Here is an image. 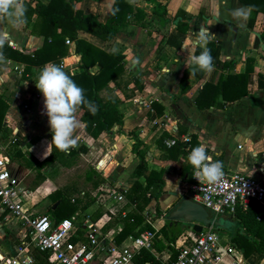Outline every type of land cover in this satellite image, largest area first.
I'll return each instance as SVG.
<instances>
[{"label":"crops","instance_id":"0c3cea01","mask_svg":"<svg viewBox=\"0 0 264 264\" xmlns=\"http://www.w3.org/2000/svg\"><path fill=\"white\" fill-rule=\"evenodd\" d=\"M40 1L46 3L49 0ZM71 1L74 10L92 14L100 23L111 22L115 29L105 40L79 30L76 38L102 52L118 56L120 72L107 79L99 95L113 96L118 100L116 107L121 123L112 124L92 137L83 130L81 122L78 146L70 150L73 156L66 157L64 165L54 162L37 166L36 161L41 162L50 152L51 133L48 118L42 114L43 96L34 83L41 69L32 66L29 72L23 73L22 63L6 58V63L0 64V156L6 158L8 171L17 188L29 200L22 206L26 214L30 217L48 216L47 212L37 213L34 206L38 199L49 198V209L54 210L58 200L52 208V197L48 194L59 189L67 192L69 202L78 206L69 216L63 214L64 218L82 226L85 233L88 231L85 225L89 222L97 224L99 232L108 231L113 236L119 226V222H111L113 216L117 213L123 216L133 208L124 192L134 181L142 182V176L134 172L138 157L131 147L136 138L138 150L144 151L147 170L161 171L162 192L157 198L161 213L151 218L149 213L153 209L149 204L148 213L143 211L141 214L151 230L153 222L156 232L170 221L165 218L169 210L182 198H189V186L195 182V170L187 160L192 148L205 145L208 155L214 161H221L228 173L261 177L260 169L264 167V88L258 87L257 82L259 76H264V13L257 12L250 22L249 15L243 21L234 15L235 10L248 7L254 0H118L116 5L120 11L115 15L108 10L113 5L112 0ZM26 2L33 6L32 0ZM258 2L261 4L259 0L255 3ZM123 12V19L118 21ZM34 14L35 11L30 22L35 19ZM201 26L215 34L207 45L211 55L217 48L214 70L189 75L191 56L199 55L202 49L197 47L193 52L190 48L188 51L182 48ZM40 27L41 22L34 28L31 23L28 26L5 23L0 25V30L10 32L11 39L7 44L11 48L31 55L43 41L41 31L45 32V29ZM64 44L66 53L56 61H47L41 68L49 63L60 65L61 62L70 75L81 70L82 61L74 38L65 36ZM95 60L86 66L87 73L97 74ZM134 60L138 62L133 63ZM13 65L20 67L22 72L13 71ZM242 73H245L244 79L235 83L231 79L225 81L226 76ZM219 81H224L225 86L231 85L232 90L226 93L229 98L237 94L240 97L222 102L220 93H217L216 103L221 104L220 107L197 106L195 99L203 84H212L214 88ZM209 95L205 94L201 99L202 106H206ZM161 135L166 136L163 139L165 148L156 144ZM169 139L174 144L167 146L164 141ZM75 162L81 167L82 176L77 182L60 183ZM186 166L191 171L189 180L186 173L184 178L187 180L181 177ZM75 183H79V187ZM96 192L102 193L100 202L95 199ZM107 193L119 194L125 199H109ZM260 204L264 205V200ZM97 208L103 212L91 221L89 218ZM79 215L84 217L81 223L77 222ZM58 216L53 213L50 218L56 220ZM170 222L179 231L171 243L180 235L197 233L192 228L198 224L195 221ZM237 225L231 215L217 216L213 227L222 245L230 244ZM85 233L81 237L86 241ZM77 240L85 242L79 237ZM26 242V227L0 207V258L15 255L18 246ZM166 243L170 242L159 235L153 241V253L163 258L170 250L173 258L174 251ZM230 246L236 251L238 260L227 256L224 264H264V254L250 252L243 255L241 250ZM23 255L32 259L31 264L35 255L49 264L45 254L30 244L23 250Z\"/></svg>","mask_w":264,"mask_h":264},{"label":"trees","instance_id":"16d2710c","mask_svg":"<svg viewBox=\"0 0 264 264\" xmlns=\"http://www.w3.org/2000/svg\"><path fill=\"white\" fill-rule=\"evenodd\" d=\"M33 6H30L26 0H22V3L26 7V22L23 23L28 26L30 23L34 27L41 22L43 36L42 44L39 48L33 50L32 54H26L20 52L14 48H11L7 43L2 49L5 58L12 59L23 64V73L29 72L30 67L36 66L42 69L44 63L49 60L56 61L58 57L63 56L66 53V47L64 44V37H73L75 40L76 51L80 52V59L82 61V68L78 73L70 75L72 79L84 90L85 98L93 102L97 107L95 115H92L86 108H83V114L80 116L81 122H83V130L92 137H96L102 130H107L112 124L120 125L121 115L117 110L118 100L113 96L102 97L99 95V91L102 87H105V83L108 78L115 77L120 72L119 58L113 56L112 52H102L101 50L92 47L90 44H86L82 40L76 38V31H82L90 35L96 36L101 40L108 39L113 35L115 29L111 22L100 23L96 17L92 14H83L78 10L73 9L71 0H49L46 3L40 0H32ZM152 1V0H147ZM245 1V0H243ZM252 0H249L251 2ZM258 0H254L249 6H251V12L248 16V21H252L255 18L257 12L262 11L264 13V0H259L261 4L255 3ZM118 0H115V4L112 7L118 8L116 5ZM35 11V19L31 20V16ZM120 11V10H119ZM123 15L117 16V20H122ZM120 18V19H119ZM38 21V22H37ZM40 27V28H41ZM59 29L57 32L56 30ZM32 31V29H30ZM217 48L212 53L213 62ZM113 57V58H112ZM94 59L98 63L97 74H89L86 71V66ZM225 81L231 79L234 83L244 79L245 73L231 74L226 76ZM224 81H219L213 88L212 84H203L199 97L195 99V104L200 108L204 107H220L221 104L216 103L217 93H220L222 102L230 101L240 97V94L235 97L229 98L226 93H229L231 85L225 86ZM230 86V87H229ZM257 86L264 88V76L258 77ZM212 92V93H209ZM201 94H210L207 98L206 106H202L200 101L203 98ZM201 96V97H200ZM205 96V98H206ZM165 135H161L156 139V144L160 148H165L163 139ZM49 140L51 141V133L49 134ZM178 145L175 144L174 148L177 149ZM132 152L138 157V162L134 167V172L142 176V182L134 181L124 192V197L132 205L133 208L128 210L123 216L119 213L115 214L112 218V223L119 222L117 230L114 232L112 239L119 243L120 240L126 235H138L144 230H151L150 225L143 222L142 212L148 209L149 204H152L151 218L160 215V210L157 206V198L161 194L162 180L160 178L161 171L147 170L144 160V151L138 150V139L136 138L132 147ZM73 156V152L66 154L57 150L54 145L50 143L49 154L36 165L39 167L50 163H60L64 165L66 157ZM184 173L188 180L191 171L187 166L182 170L181 177L184 180ZM52 197V201L58 200V203L54 210L59 208L60 202L66 199L69 203L67 212L63 213L69 216L78 206L75 203H71L68 200L67 195L62 190L56 189L48 194ZM264 200V196H263ZM103 210L99 208L95 209L90 216L91 221H95L102 214ZM63 214L56 217V221L64 218ZM232 218L239 224L236 227V231L230 239V244L241 250L242 254H248L250 252H256L264 254V205L258 201L251 199L244 208L237 206L231 214ZM75 226V234L73 240L79 239L85 241V238L81 237L83 227L79 224H73ZM179 231L172 226V222H166L155 235H161L170 243L178 235ZM27 239L29 236L27 234ZM86 242V241H85ZM247 248V249H246ZM34 262L32 264H47L37 255L34 256ZM136 264H160L148 251L141 249L138 252V256L135 259ZM51 264L50 262H48Z\"/></svg>","mask_w":264,"mask_h":264},{"label":"built area","instance_id":"2783aa9c","mask_svg":"<svg viewBox=\"0 0 264 264\" xmlns=\"http://www.w3.org/2000/svg\"><path fill=\"white\" fill-rule=\"evenodd\" d=\"M12 70L19 74L22 72L17 65H13ZM164 143L168 146L174 141L169 139ZM6 161L0 156V207L26 227L29 239L28 243L18 246L15 255L0 258V264H31L32 259L23 255L28 244L45 254L51 264H136L135 259L141 249L150 252L160 264H224L227 256L237 261L236 251L230 245L220 243L213 223L218 215H231L237 206L244 208L251 199L263 202L264 196V167L260 169V178L241 172L228 173L223 169L224 175L216 184L198 182L193 176L195 182L189 186V198L209 210L211 221L198 233L183 234L173 243H166L173 249L174 256L171 258L172 252L166 249L167 255L160 258L153 253V241L159 238L155 235L157 228L153 222V230L146 229L135 236L126 235L119 243L114 242L111 233H101L97 224L88 222L85 225L88 229L86 242H81L72 239L75 226L70 219L56 221L46 214L30 217L22 208L23 192L17 188ZM94 196L98 202L102 200V193L96 192ZM106 197L120 200L123 196L107 193Z\"/></svg>","mask_w":264,"mask_h":264},{"label":"clouds","instance_id":"9594fccd","mask_svg":"<svg viewBox=\"0 0 264 264\" xmlns=\"http://www.w3.org/2000/svg\"><path fill=\"white\" fill-rule=\"evenodd\" d=\"M112 4H115V0H112ZM108 10L112 15L119 11L118 8L111 5ZM26 11L22 0H0V25L25 23ZM250 12L251 6L241 7L235 10L234 15L237 20L243 21ZM213 36L215 34H211L206 27L201 26L194 37H189L185 41L182 50L188 51L190 48L194 52L197 47L202 49L199 55L191 56L189 75H195L197 71L210 73L214 70L211 49L207 47ZM10 39V32L0 30V64L6 63L2 49ZM137 62L133 61V63ZM34 83L43 96L42 114H46L51 132L49 143L54 145L57 150L68 154L72 148L78 146L80 140L81 120L79 117L83 114L82 107L92 115L96 114L97 107L85 98L84 90L76 84L61 65L55 63L45 65ZM187 160L195 170L193 176L198 182L216 184L224 175L223 163L219 160L214 161L208 155L205 145L192 148Z\"/></svg>","mask_w":264,"mask_h":264},{"label":"water","instance_id":"95a60500","mask_svg":"<svg viewBox=\"0 0 264 264\" xmlns=\"http://www.w3.org/2000/svg\"><path fill=\"white\" fill-rule=\"evenodd\" d=\"M56 205L53 204L52 208ZM209 210L199 203L192 201L188 197L179 200L171 210L167 213L165 218L175 222L187 223L195 221L198 224L192 226L193 230L197 233L201 230L202 225L210 223Z\"/></svg>","mask_w":264,"mask_h":264},{"label":"rangeland","instance_id":"374dc122","mask_svg":"<svg viewBox=\"0 0 264 264\" xmlns=\"http://www.w3.org/2000/svg\"><path fill=\"white\" fill-rule=\"evenodd\" d=\"M80 166L76 165V162L75 164L72 165V168L70 167L69 170H67V172L65 173L66 176H63V178L60 179V183H63L64 181H67V182H74L76 181L78 178H80L82 176V174L80 173ZM77 182V181H76ZM76 184V183H75ZM79 184V183H78ZM76 184L78 187L79 185ZM68 193L65 192V195H67ZM21 198H22V206L23 204H28L29 200H27L23 195H21ZM55 202H57V200L53 201L52 204H54ZM50 204V199L47 198V199H44L43 201H41V199H38V201L36 202V205L34 206V209L37 210V213H42V212H47L48 213V217H51L53 215V213L55 215H61L65 212H67V208L69 207V203L66 199H63L61 202H60V205H59V208L56 209V210H51L49 209V205ZM52 206V205H51ZM44 210V211H43ZM84 217H82L81 215H79L77 217V222L78 223H81L83 221ZM90 219V218H89ZM82 233H85V230L82 229ZM27 232H26V237H27ZM12 247H9L8 249L11 250Z\"/></svg>","mask_w":264,"mask_h":264}]
</instances>
